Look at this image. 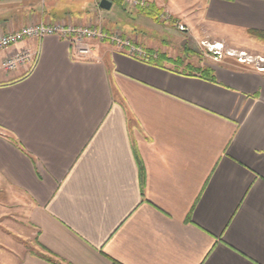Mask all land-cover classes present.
<instances>
[{"label":"crops","instance_id":"obj_1","mask_svg":"<svg viewBox=\"0 0 264 264\" xmlns=\"http://www.w3.org/2000/svg\"><path fill=\"white\" fill-rule=\"evenodd\" d=\"M145 1L180 33L264 48L250 34L264 0ZM98 5L0 0V36L55 22L119 33L91 23ZM120 34L146 58L108 41L78 57L54 36L0 52L38 53L0 70V264H264V73Z\"/></svg>","mask_w":264,"mask_h":264},{"label":"built area","instance_id":"obj_2","mask_svg":"<svg viewBox=\"0 0 264 264\" xmlns=\"http://www.w3.org/2000/svg\"><path fill=\"white\" fill-rule=\"evenodd\" d=\"M122 4L123 6L132 9H143L149 5V3L145 0H122ZM170 20L171 16L167 12L164 13L162 11V13H160L159 21L167 23ZM176 29L179 32L185 31V27L182 25H176ZM47 36H54L67 42L74 49L75 54L78 57H88L90 55V42L108 41L132 57H138L140 59L146 58L145 53H143L140 48L135 47L131 40L123 38L120 33H106L102 28L91 24L74 25L69 22H55L50 24L37 23L1 35L0 52L14 47L25 40L34 39L36 41H40ZM217 45L218 44L213 46ZM222 49V47L217 49H213V47L211 48V50L215 52V59L221 58L219 53ZM227 54L228 56H233L231 53ZM37 57V52L32 54L29 50L15 51L13 54L0 61V70L13 71L19 65L28 61L31 62V67H34L37 62ZM245 57V54L240 52L237 55V61L241 64L251 65L256 69V71L264 73V59H250ZM256 60H258V62Z\"/></svg>","mask_w":264,"mask_h":264},{"label":"rangeland","instance_id":"obj_3","mask_svg":"<svg viewBox=\"0 0 264 264\" xmlns=\"http://www.w3.org/2000/svg\"><path fill=\"white\" fill-rule=\"evenodd\" d=\"M101 0H97L98 4ZM168 0H163L162 2L167 3ZM175 3V8L183 7L184 0H172ZM123 6H119L116 3H112V7L109 11H102L99 16L97 15L95 20L92 21V24H97L102 27H108L114 29L115 31L121 33L124 29L131 28L135 29V33L140 37L144 38L146 41H154L159 44L161 41L165 42L168 46L174 47L175 51L180 52L183 48L186 49L185 54L181 55L178 59L182 61H190L194 66H201L204 64L205 66L215 63L217 59L215 52L211 50L212 46L215 43H210L206 41H201L199 39L198 34L192 33L191 31L186 32L185 34L180 33L174 24V21L171 20L167 23L172 24V26L167 25L163 26V22L159 21V23L154 22L149 17L140 14L138 9H132ZM87 12L93 13L97 12L95 8L94 2L90 1ZM166 13L165 11H163ZM83 14V13H82ZM172 19V17H171ZM90 22V21H88ZM161 24V25H160ZM134 33V31H130ZM247 43V42H246ZM262 44V43H260ZM188 49H191V53ZM241 52V51H239ZM238 51H233L228 47H223L222 51L219 53L222 57H228L227 53L233 54L234 59H237ZM245 54V58L264 59V48H257L255 52H247L243 51ZM220 60V58H218ZM258 62V60H256ZM256 63V62H255ZM254 63V64H255ZM204 66V67H205ZM200 72L204 73V68H202Z\"/></svg>","mask_w":264,"mask_h":264},{"label":"trees","instance_id":"obj_4","mask_svg":"<svg viewBox=\"0 0 264 264\" xmlns=\"http://www.w3.org/2000/svg\"><path fill=\"white\" fill-rule=\"evenodd\" d=\"M112 3H116L119 6H122V0H110ZM140 14H143L149 17L156 23H159V15L162 13V9L157 8L154 4H149L146 8L138 9ZM251 36L257 41L264 43V33H250ZM204 73L209 74V69H205Z\"/></svg>","mask_w":264,"mask_h":264},{"label":"water","instance_id":"obj_5","mask_svg":"<svg viewBox=\"0 0 264 264\" xmlns=\"http://www.w3.org/2000/svg\"><path fill=\"white\" fill-rule=\"evenodd\" d=\"M98 6L103 11H109L111 9L112 2L109 0H101Z\"/></svg>","mask_w":264,"mask_h":264},{"label":"bare ground","instance_id":"obj_6","mask_svg":"<svg viewBox=\"0 0 264 264\" xmlns=\"http://www.w3.org/2000/svg\"><path fill=\"white\" fill-rule=\"evenodd\" d=\"M213 47V49H217V48H219V47H221L220 45H217V46H212Z\"/></svg>","mask_w":264,"mask_h":264}]
</instances>
